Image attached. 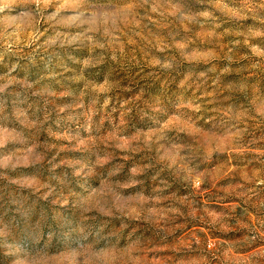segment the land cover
I'll list each match as a JSON object with an SVG mask.
<instances>
[{
  "label": "rangeland",
  "instance_id": "374dc122",
  "mask_svg": "<svg viewBox=\"0 0 264 264\" xmlns=\"http://www.w3.org/2000/svg\"><path fill=\"white\" fill-rule=\"evenodd\" d=\"M0 264H264V0H0Z\"/></svg>",
  "mask_w": 264,
  "mask_h": 264
}]
</instances>
